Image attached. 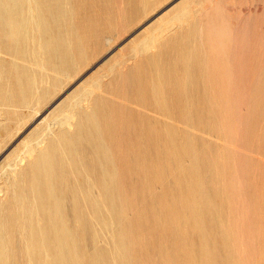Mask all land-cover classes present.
Listing matches in <instances>:
<instances>
[{
	"label": "bare ground",
	"instance_id": "6f19581e",
	"mask_svg": "<svg viewBox=\"0 0 264 264\" xmlns=\"http://www.w3.org/2000/svg\"><path fill=\"white\" fill-rule=\"evenodd\" d=\"M168 1L0 0V143ZM143 29L20 139L0 264H264L240 226L242 184L264 186V0H180Z\"/></svg>",
	"mask_w": 264,
	"mask_h": 264
},
{
	"label": "rangeland",
	"instance_id": "374dc122",
	"mask_svg": "<svg viewBox=\"0 0 264 264\" xmlns=\"http://www.w3.org/2000/svg\"><path fill=\"white\" fill-rule=\"evenodd\" d=\"M179 1L180 0H170V1H168L170 4L167 2L165 4V6L163 5L156 12L152 13L153 15L150 14L148 17H146L144 20H142L140 22L141 24L138 23L137 26H135V28L133 27L134 29H131L129 32H127L126 34L122 35L120 37V39L118 38L117 39V42L115 40L112 43V46L107 51H104L103 52V55L99 56L98 59H96L95 61H93V63L91 64V66L93 64L94 65L92 67L89 66V67L85 68L79 74L80 76L78 75L74 79V81H72L67 87H65L61 91V93H59L57 95V97H54L52 99V101H49L40 110L39 114H41L43 116L45 114H48L51 111L50 108L53 107L56 104V102H58L63 96H66L65 94H69L68 92H71L70 90H73L76 87V84L78 86L84 80H86L87 78H89L94 72H96L110 58H112L113 56H115L119 52V50H122V48L125 47L130 40H132L133 38H135L136 36H138L144 30L143 29L144 27L146 28L149 25H151L154 22V20H156V18H158L159 16H161L163 13H165L167 10H169L174 5V3L177 4ZM162 10H163V12H162ZM109 50H111V51H109ZM262 50H264V48ZM107 56H109V57L107 58ZM85 71H87V72H85ZM74 82H75V84H74ZM71 86H72V89H71ZM48 110H50V111L48 112ZM32 115H33V116H31L32 118L30 117L29 120L25 124L22 125L23 127L19 128L17 132H16V130L14 131L12 137L7 138L5 141H3V142L0 143V190L3 189L5 180L11 174V171L10 170L12 168H14V167L16 168V166H18L19 164H22L21 163L22 162L21 159L23 158L24 154L22 153L21 147L19 149V146H20L21 142L31 132H33L36 129H38V127L41 124L40 123L41 122L40 121L41 120L40 119V116L41 115L40 116L39 115H36V114H34V112L32 113ZM36 126H38V127H36ZM20 139L22 141H20ZM253 156H255L256 158L259 157V158H261L264 161V156L256 155V154L255 155L253 154ZM257 179L258 178H256L255 175H251V177H250L251 185H249V184L247 185L246 183H243L242 184L244 186V187L242 186L243 189H244L243 193H245V194H242L244 196V199L243 200H244V203H245L246 208H248V211H247V214L246 215H248V218L251 221V223L249 225H247L248 227H245L244 225H240V226H241V229H244V231H246V233L248 234V236H250L251 238H253V236L255 234H261V233L264 232V219H263V217H264L263 216L264 215L263 214V212H264L263 211V209H264V206H263L264 205V201H263L264 200V193H263L264 192V186L262 185V182L259 179L258 180ZM262 186H263V188H262ZM248 191H249V193H248ZM251 199H252V201H251ZM253 201H255L254 204H253ZM252 207L255 208V211H254V209ZM260 207H261V210L262 211L260 210ZM253 219H254V221H253ZM257 224H261L262 227L261 228H256V226L254 227V225H257ZM256 260H257V256L256 255L254 256V255H249L247 253H244L243 254V260H242L241 264H248V262H250L249 264H257V261Z\"/></svg>",
	"mask_w": 264,
	"mask_h": 264
}]
</instances>
